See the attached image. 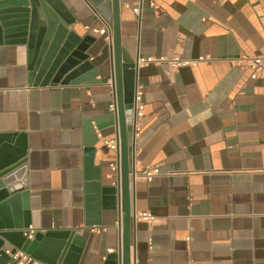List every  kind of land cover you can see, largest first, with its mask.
I'll list each match as a JSON object with an SVG mask.
<instances>
[{"label":"crops","instance_id":"1","mask_svg":"<svg viewBox=\"0 0 264 264\" xmlns=\"http://www.w3.org/2000/svg\"><path fill=\"white\" fill-rule=\"evenodd\" d=\"M60 1L70 27L95 39L88 61L102 83L32 86L27 47L1 44L0 138L20 135L25 147L29 228L75 231L84 241L78 264H104L119 246L120 213L101 209L100 225H84L97 222L93 178H107L116 160L106 146L117 140L107 119L112 28L83 0ZM118 1L124 57L196 61L137 66L130 264H264V63L251 78L243 60L264 56V0ZM144 212L153 223L138 217Z\"/></svg>","mask_w":264,"mask_h":264},{"label":"water","instance_id":"2","mask_svg":"<svg viewBox=\"0 0 264 264\" xmlns=\"http://www.w3.org/2000/svg\"><path fill=\"white\" fill-rule=\"evenodd\" d=\"M93 12L111 25V59L109 79L114 89L113 112L107 118L114 127L118 149L115 152V171L103 178H93L92 190L97 200L95 223L100 225L102 209L120 213V242L116 253L106 257L104 264H130L131 229L135 222L132 186L136 177L132 148L136 121L134 96L136 92L137 59H127L120 43L119 1L83 0ZM75 20L60 0H0V45L27 47V74L32 86L96 85L99 69L88 61L87 53L95 39L80 36L70 26ZM90 121L84 123L85 153L95 151L97 142ZM97 130L99 123L93 120ZM0 138V264H18L16 251L46 264H78L83 239L72 230L47 231L30 229L28 202L22 185L25 174V147L20 135ZM17 138V139H16ZM102 181L108 182L107 184ZM15 209L11 220L7 209ZM9 244L10 249L4 248ZM8 252V253H6Z\"/></svg>","mask_w":264,"mask_h":264},{"label":"built area","instance_id":"3","mask_svg":"<svg viewBox=\"0 0 264 264\" xmlns=\"http://www.w3.org/2000/svg\"><path fill=\"white\" fill-rule=\"evenodd\" d=\"M85 28L88 29V27H85ZM93 31H96V30L93 29ZM199 60H203V59H199ZM243 60H245L247 62V66L252 71L251 78H256L257 73L259 71L263 70L262 64L264 63V56H253V57L245 58ZM163 63H167L171 69L176 70L180 67L194 65L196 63V61L195 60L181 59L178 56H174L171 59H166L165 57H145V58L139 57L137 59V66H144L147 64H158V65L160 64L161 65ZM140 96H141V93L136 90L135 96H134L136 118L141 115V111L143 109V105H142ZM106 146L109 149L116 152L118 149V142H117V140H110V141L106 142ZM110 168L114 172L116 169V165H115V167L113 165H110ZM157 173H158V170L155 168L145 170L143 172V178L144 179H150L154 174H157ZM138 217L143 219L144 221H146L148 224H151L154 221V217L152 215H150L149 213H146V212L140 213ZM6 253H8V252H6ZM12 257L18 264H46V263H42V262L32 258L31 256H29L27 254H24L21 251H16Z\"/></svg>","mask_w":264,"mask_h":264}]
</instances>
